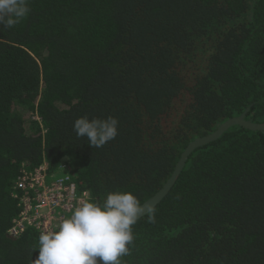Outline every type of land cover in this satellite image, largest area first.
<instances>
[{
	"label": "trees",
	"instance_id": "16d2710c",
	"mask_svg": "<svg viewBox=\"0 0 264 264\" xmlns=\"http://www.w3.org/2000/svg\"><path fill=\"white\" fill-rule=\"evenodd\" d=\"M29 8L14 27L0 25V264L38 256L36 232H8L22 169L64 161L91 200L121 191L142 205L196 139L246 109L244 121L264 124V0ZM85 115L115 117L117 137L90 147L73 131ZM132 231L122 264H264V130L234 125L195 149Z\"/></svg>",
	"mask_w": 264,
	"mask_h": 264
},
{
	"label": "clouds",
	"instance_id": "9594fccd",
	"mask_svg": "<svg viewBox=\"0 0 264 264\" xmlns=\"http://www.w3.org/2000/svg\"><path fill=\"white\" fill-rule=\"evenodd\" d=\"M29 12V0H0V25L12 28ZM118 126L115 117L85 115L74 121L73 131L90 147L101 148L117 137ZM144 212L131 192H109L102 202H83L57 230L39 235L38 256L32 264H122L120 258L130 254L134 241L132 226ZM148 219L154 223V214Z\"/></svg>",
	"mask_w": 264,
	"mask_h": 264
},
{
	"label": "built area",
	"instance_id": "2783aa9c",
	"mask_svg": "<svg viewBox=\"0 0 264 264\" xmlns=\"http://www.w3.org/2000/svg\"><path fill=\"white\" fill-rule=\"evenodd\" d=\"M64 161L55 169L42 162L33 169H22L15 181L12 196L20 208L9 234L19 238L31 229L38 237L42 232L57 230L59 223L71 216L73 209L91 199L86 190L78 188ZM56 172L64 174L55 178Z\"/></svg>",
	"mask_w": 264,
	"mask_h": 264
},
{
	"label": "water",
	"instance_id": "95a60500",
	"mask_svg": "<svg viewBox=\"0 0 264 264\" xmlns=\"http://www.w3.org/2000/svg\"><path fill=\"white\" fill-rule=\"evenodd\" d=\"M248 109H246L240 116L231 118L227 120L225 123L220 125L216 131L211 133L210 135L201 137L199 139H196L192 143H190L186 149L182 152L179 161L177 162L174 171L172 172L169 180L166 182V184L153 196L151 197L148 201L142 204L144 208V213L141 214L139 217L142 218L144 217L149 211H151L168 193L174 182L176 181L184 162L186 161L187 157L198 147H201L207 143H210L216 139H218L227 129L234 125H239L251 130H264V124H252L244 121V116L246 114Z\"/></svg>",
	"mask_w": 264,
	"mask_h": 264
},
{
	"label": "rangeland",
	"instance_id": "374dc122",
	"mask_svg": "<svg viewBox=\"0 0 264 264\" xmlns=\"http://www.w3.org/2000/svg\"><path fill=\"white\" fill-rule=\"evenodd\" d=\"M63 174H64L63 172H56L55 178H58V177L62 176Z\"/></svg>",
	"mask_w": 264,
	"mask_h": 264
}]
</instances>
